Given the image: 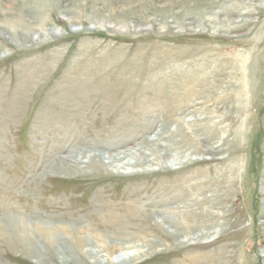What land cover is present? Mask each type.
Returning <instances> with one entry per match:
<instances>
[{"label":"rangeland","instance_id":"374dc122","mask_svg":"<svg viewBox=\"0 0 264 264\" xmlns=\"http://www.w3.org/2000/svg\"><path fill=\"white\" fill-rule=\"evenodd\" d=\"M21 1L27 25L0 15V264H64L58 244L78 264H264V0ZM156 138L192 159L88 160Z\"/></svg>","mask_w":264,"mask_h":264},{"label":"bare ground","instance_id":"6f19581e","mask_svg":"<svg viewBox=\"0 0 264 264\" xmlns=\"http://www.w3.org/2000/svg\"><path fill=\"white\" fill-rule=\"evenodd\" d=\"M22 1L25 2V0H22ZM84 1L85 2L88 1L90 4H92L91 8H98L100 10L107 9L108 11L107 10L106 11L109 13V15L111 17L112 16L113 17L114 16H131L132 11H133L132 8H134V5H135L134 4L135 0H84ZM156 1L160 7L169 6V5L171 6V4H175L177 2H180V0H156ZM181 1L183 2L186 0H181ZM17 2H18V0H15V2H13L11 6H8L6 8H0L1 17L13 27L18 25V24L19 25L20 24L27 25V22L23 17V13L21 14V12L17 11ZM196 2H197L196 4L199 7V5L201 6L203 0H198ZM191 5L192 4H190L189 7ZM177 10H178V7H177ZM177 10H174V11H177ZM159 133L160 132H158L156 135L159 136ZM153 141H158V140L156 138ZM140 146L130 147L129 149H126V150L125 149H119L120 147H116V149L118 150L116 154L105 155L104 153H97V154L90 156V158L88 160L90 162H93V164L96 163V165L98 164V165H101L103 167H106L108 170H112V171H115L118 173H126L128 171L129 172L130 171H137V168L142 167V166H145V167L152 166L154 163H153L151 158L146 159L145 156L147 154L149 155L148 157H150L151 155L161 156L163 158L162 165L164 168L182 165L185 162L190 161V158L192 159V157H190L189 153L185 154L183 157L173 156L172 158L167 159L166 154H169L170 149H172L173 147H172V145L169 146L168 144H165L162 141H158V142H156V144L154 143V145H152V147H149L147 149L145 148L144 151H142L140 149ZM156 146H157V148H156ZM96 150H97V148H96ZM17 220H19V219H17ZM23 220L24 219H20L21 222ZM172 221H173V219H172ZM22 224H23V222H22ZM26 234H27V232H26ZM23 237H24V239L28 240V242L26 243V247H27V250L29 251V253L34 254L38 258V260L39 259L41 261L46 260V257H44L43 252L40 249H38L37 245H35V242L33 240L32 241L30 240L31 236H29V235L26 236L23 233ZM48 240L51 244L55 243V241H56L55 235L52 232H49ZM78 242H79L78 245L83 247L82 244L84 242L83 243H81V241H78ZM86 243L88 244L89 242L87 241ZM62 246H63V244H62ZM62 246L58 244V251L61 254L62 262L64 264H72V263L78 264L77 260L74 257H72V256L68 257V256L64 255V252L66 251V249L73 251V249L70 248L69 244H66L65 248ZM86 254L92 258V261L94 264H102V262L104 260V259H101V257H100L101 255L99 256V253L93 252L90 249L86 251ZM135 255H136V253L130 254L128 257L131 256V258H132V256L134 257ZM122 256H120V258ZM126 257H127V255H124V259H127ZM118 258L116 257L115 260L112 258V261L118 263L121 261V260L119 261ZM103 264H104V262H103ZM110 264H112V263H110Z\"/></svg>","mask_w":264,"mask_h":264}]
</instances>
